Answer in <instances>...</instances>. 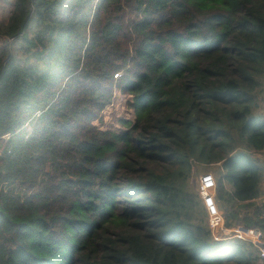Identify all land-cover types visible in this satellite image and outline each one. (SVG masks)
<instances>
[{"label":"trees","instance_id":"1","mask_svg":"<svg viewBox=\"0 0 264 264\" xmlns=\"http://www.w3.org/2000/svg\"><path fill=\"white\" fill-rule=\"evenodd\" d=\"M263 92L264 0H13L0 264H258L212 240L193 178L224 228L264 229Z\"/></svg>","mask_w":264,"mask_h":264},{"label":"built area","instance_id":"2","mask_svg":"<svg viewBox=\"0 0 264 264\" xmlns=\"http://www.w3.org/2000/svg\"><path fill=\"white\" fill-rule=\"evenodd\" d=\"M119 73H116L115 78ZM264 109V99L262 101ZM196 192L201 200V204L206 214V224L213 241H223L228 239H237L247 241L255 246L256 243H263L262 247H256L258 250V264H263L264 260V229L241 228L240 226L227 229L223 227L221 213L214 201L215 181L211 173L198 175L196 181ZM258 218L264 225V201L258 207Z\"/></svg>","mask_w":264,"mask_h":264},{"label":"rangeland","instance_id":"3","mask_svg":"<svg viewBox=\"0 0 264 264\" xmlns=\"http://www.w3.org/2000/svg\"><path fill=\"white\" fill-rule=\"evenodd\" d=\"M12 2H13V0H0V21L6 20V17H7V14H8V11L10 9V5ZM263 99H264V92L262 94V99H261V110L264 113V109L262 107ZM106 112H107V115H105L106 118H104L105 124H108V123L112 124L115 121V119L117 118V116H120V115L126 116L125 112H124V104H123L122 96L115 94L113 97L112 103L106 109ZM260 159L262 162H264L263 157H260ZM195 175H197V174H195ZM195 175H194L193 179H194V183L196 185V181H197L198 176L195 177Z\"/></svg>","mask_w":264,"mask_h":264},{"label":"crops","instance_id":"4","mask_svg":"<svg viewBox=\"0 0 264 264\" xmlns=\"http://www.w3.org/2000/svg\"><path fill=\"white\" fill-rule=\"evenodd\" d=\"M256 157H258V155H256ZM263 188H264V183H263ZM264 201V191H263V195L262 197L260 198L259 202L258 203H262Z\"/></svg>","mask_w":264,"mask_h":264},{"label":"water","instance_id":"5","mask_svg":"<svg viewBox=\"0 0 264 264\" xmlns=\"http://www.w3.org/2000/svg\"><path fill=\"white\" fill-rule=\"evenodd\" d=\"M255 246L256 247H262L263 246V243H256Z\"/></svg>","mask_w":264,"mask_h":264}]
</instances>
